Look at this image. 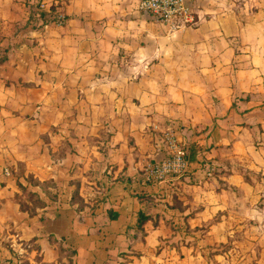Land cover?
Returning <instances> with one entry per match:
<instances>
[{
	"label": "crops",
	"instance_id": "obj_1",
	"mask_svg": "<svg viewBox=\"0 0 264 264\" xmlns=\"http://www.w3.org/2000/svg\"><path fill=\"white\" fill-rule=\"evenodd\" d=\"M36 1L0 0V264H264V0Z\"/></svg>",
	"mask_w": 264,
	"mask_h": 264
},
{
	"label": "built area",
	"instance_id": "obj_2",
	"mask_svg": "<svg viewBox=\"0 0 264 264\" xmlns=\"http://www.w3.org/2000/svg\"><path fill=\"white\" fill-rule=\"evenodd\" d=\"M193 1L195 0H140L139 8L148 13L156 22L175 31L196 24L197 18L192 10ZM34 11V19L41 21V24L46 22L62 24L65 20L61 12L52 11V8L41 0L35 2ZM40 13L43 15L41 16ZM164 143L168 155L147 169V179L162 180L169 175L181 174L186 167L185 149L175 140L174 136L166 133Z\"/></svg>",
	"mask_w": 264,
	"mask_h": 264
},
{
	"label": "rangeland",
	"instance_id": "obj_3",
	"mask_svg": "<svg viewBox=\"0 0 264 264\" xmlns=\"http://www.w3.org/2000/svg\"><path fill=\"white\" fill-rule=\"evenodd\" d=\"M245 177H246L247 180H250V178L247 175H245ZM252 178L254 180H257L259 182V184H260L259 188L262 190L261 191L262 194H264V175H262V174H254V175H252ZM255 207H256V209H258V211L264 210V196H263V199L262 200H259V201H257L255 203ZM255 224L258 225L259 224V221L254 220V219H251V221L249 222L248 225H255ZM263 236L264 235L255 234L253 237H255L256 239H253V240L256 241L259 238L260 241L263 242L264 241V237ZM261 238H262V240H261ZM257 248H259V249L252 250V251L251 250L250 251H240L239 253H242V255H248L249 254L250 257H254V258H255V256H259V254H261V253L264 254V251L262 252L260 250V246H257Z\"/></svg>",
	"mask_w": 264,
	"mask_h": 264
},
{
	"label": "trees",
	"instance_id": "obj_4",
	"mask_svg": "<svg viewBox=\"0 0 264 264\" xmlns=\"http://www.w3.org/2000/svg\"><path fill=\"white\" fill-rule=\"evenodd\" d=\"M40 15L42 16L43 14L40 13ZM147 219H148V216H146L142 212H139L137 216V226L140 227Z\"/></svg>",
	"mask_w": 264,
	"mask_h": 264
}]
</instances>
